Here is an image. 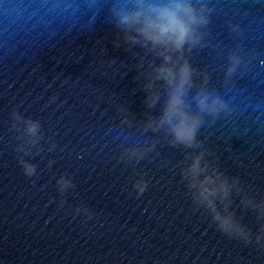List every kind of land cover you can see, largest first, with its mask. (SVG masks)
<instances>
[{"label":"water","instance_id":"obj_1","mask_svg":"<svg viewBox=\"0 0 264 264\" xmlns=\"http://www.w3.org/2000/svg\"><path fill=\"white\" fill-rule=\"evenodd\" d=\"M116 2L0 0V203L59 264H264L254 237L245 244L223 234L193 203L182 174L192 149L149 132L153 151L121 158L120 145L135 140L149 114L143 85L153 56L125 42L111 20ZM204 2L209 22L185 58L195 85L230 110L205 117L196 151L264 200V0ZM232 53L242 63L228 76ZM13 111L41 125L27 155L16 150L29 146ZM21 156L36 175L24 174ZM65 174L75 187L61 196L56 181ZM232 199L255 236V213L235 192Z\"/></svg>","mask_w":264,"mask_h":264},{"label":"clouds","instance_id":"obj_2","mask_svg":"<svg viewBox=\"0 0 264 264\" xmlns=\"http://www.w3.org/2000/svg\"><path fill=\"white\" fill-rule=\"evenodd\" d=\"M210 11L204 0H117L113 4L111 20L123 33L125 42L139 46L153 56L143 85L144 104L149 114L138 128L135 140L126 146L124 143L120 145L121 158H142L153 151L158 140L145 135L149 132L162 134L172 146L192 149L186 155L182 174L188 182L193 203L207 210L218 231L245 244L252 243L254 237L255 243L264 247V200L256 201L248 196L239 186L237 178L229 179L210 165L203 150L196 151L202 148L197 134L205 117H216L230 110L229 103L220 94L195 85V70L185 58L186 51L190 52L201 43V29L208 24L207 13ZM229 60L226 75L232 76L242 58L232 53ZM157 105L160 106L159 114L153 115L152 110ZM12 119L13 128L17 127L15 121H23L29 147L18 145L16 150L27 155L30 148L39 142L40 122L25 118L16 111H13ZM52 163L50 161L49 166ZM20 164L26 176L36 175V165L23 156L20 157ZM56 185L61 196L68 188L75 187L66 174L57 179ZM146 186V183L138 182L135 185L137 194L142 195ZM234 192L241 196V206L256 215L259 224L255 236L232 209ZM64 203L62 198L59 206L63 207ZM81 209H86L84 215L87 219L93 218V213L84 206L77 207L75 212L79 214Z\"/></svg>","mask_w":264,"mask_h":264}]
</instances>
